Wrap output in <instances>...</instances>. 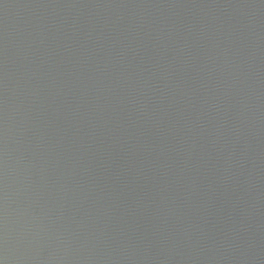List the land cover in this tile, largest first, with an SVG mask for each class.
<instances>
[{
  "label": "water",
  "instance_id": "95a60500",
  "mask_svg": "<svg viewBox=\"0 0 264 264\" xmlns=\"http://www.w3.org/2000/svg\"><path fill=\"white\" fill-rule=\"evenodd\" d=\"M0 264H264V0H0Z\"/></svg>",
  "mask_w": 264,
  "mask_h": 264
}]
</instances>
